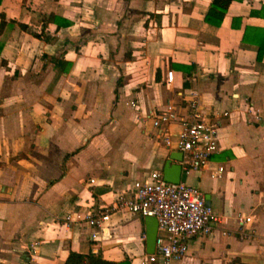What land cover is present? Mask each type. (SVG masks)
Returning a JSON list of instances; mask_svg holds the SVG:
<instances>
[{"label": "crops", "instance_id": "crops-1", "mask_svg": "<svg viewBox=\"0 0 264 264\" xmlns=\"http://www.w3.org/2000/svg\"><path fill=\"white\" fill-rule=\"evenodd\" d=\"M210 2L0 0V264H62L70 249L162 264L146 260L144 216L114 203L181 151L162 137L177 119L139 114L179 116L190 89L214 112L218 147L180 180L221 222L169 264H264V0H231L219 25ZM103 205L106 229L82 219Z\"/></svg>", "mask_w": 264, "mask_h": 264}, {"label": "built area", "instance_id": "built-area-1", "mask_svg": "<svg viewBox=\"0 0 264 264\" xmlns=\"http://www.w3.org/2000/svg\"><path fill=\"white\" fill-rule=\"evenodd\" d=\"M173 73L172 69L167 70L168 82L172 81ZM185 106L187 111L179 116L173 105L166 104L160 112H141L139 119L144 121V118L151 117L152 125L156 127L177 119L178 128L174 133L164 129L163 142L168 148L182 151L181 169L188 173L202 168L217 149L219 124L213 117L214 112L202 106L194 89L189 90ZM227 113V110L222 111V114ZM222 170V165L217 166V172ZM114 206L156 218L154 251L145 256L148 261L160 259L162 264L181 258L188 250L191 238L200 233L213 234L221 222V217L206 202L202 191L185 181L166 180L158 169H151L144 178L134 179L127 189L117 191ZM108 218L109 210L104 205L91 206L82 216L88 225L101 230L107 228ZM250 218L239 214L238 223ZM221 232L227 233V230ZM90 236L96 237L94 232Z\"/></svg>", "mask_w": 264, "mask_h": 264}, {"label": "trees", "instance_id": "trees-1", "mask_svg": "<svg viewBox=\"0 0 264 264\" xmlns=\"http://www.w3.org/2000/svg\"><path fill=\"white\" fill-rule=\"evenodd\" d=\"M230 1L231 0H211L204 15L205 20L219 25ZM4 23V15L0 13V31L2 30ZM245 32L246 28L244 34ZM36 35L40 36V33L37 32ZM263 54L264 45L262 42H259L257 47V58H261ZM62 264H131V261L127 257L119 260H112L104 258L100 253H94L91 251L80 252L70 249Z\"/></svg>", "mask_w": 264, "mask_h": 264}, {"label": "water", "instance_id": "water-1", "mask_svg": "<svg viewBox=\"0 0 264 264\" xmlns=\"http://www.w3.org/2000/svg\"><path fill=\"white\" fill-rule=\"evenodd\" d=\"M181 151L173 150L163 166V177L169 181H179L181 166L179 163L171 162V158L180 159ZM209 203V200L206 199ZM145 223V243L148 252L154 251L155 239L157 235V220L154 216L144 215Z\"/></svg>", "mask_w": 264, "mask_h": 264}]
</instances>
